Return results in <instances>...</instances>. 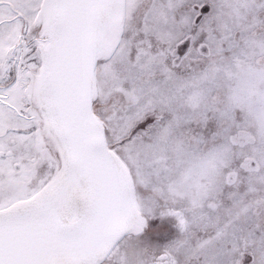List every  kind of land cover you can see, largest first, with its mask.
I'll use <instances>...</instances> for the list:
<instances>
[{
    "label": "snow or ice",
    "instance_id": "obj_1",
    "mask_svg": "<svg viewBox=\"0 0 264 264\" xmlns=\"http://www.w3.org/2000/svg\"><path fill=\"white\" fill-rule=\"evenodd\" d=\"M0 264H264V0H0Z\"/></svg>",
    "mask_w": 264,
    "mask_h": 264
}]
</instances>
